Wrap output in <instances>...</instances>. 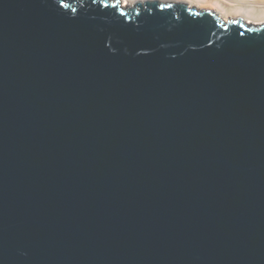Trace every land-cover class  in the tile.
<instances>
[{"label": "water", "instance_id": "water-1", "mask_svg": "<svg viewBox=\"0 0 264 264\" xmlns=\"http://www.w3.org/2000/svg\"><path fill=\"white\" fill-rule=\"evenodd\" d=\"M0 264H264V25L0 0Z\"/></svg>", "mask_w": 264, "mask_h": 264}, {"label": "bare ground", "instance_id": "bare-ground-1", "mask_svg": "<svg viewBox=\"0 0 264 264\" xmlns=\"http://www.w3.org/2000/svg\"><path fill=\"white\" fill-rule=\"evenodd\" d=\"M155 0H121L125 7H134L139 2ZM161 3H180L190 9L212 11L223 21L242 20L246 25H264V0H156Z\"/></svg>", "mask_w": 264, "mask_h": 264}]
</instances>
